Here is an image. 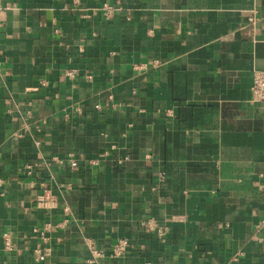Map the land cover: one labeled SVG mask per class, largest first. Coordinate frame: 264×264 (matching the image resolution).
<instances>
[{
  "label": "crops",
  "instance_id": "0c3cea01",
  "mask_svg": "<svg viewBox=\"0 0 264 264\" xmlns=\"http://www.w3.org/2000/svg\"><path fill=\"white\" fill-rule=\"evenodd\" d=\"M4 3L0 264H264V0Z\"/></svg>",
  "mask_w": 264,
  "mask_h": 264
},
{
  "label": "built area",
  "instance_id": "2783aa9c",
  "mask_svg": "<svg viewBox=\"0 0 264 264\" xmlns=\"http://www.w3.org/2000/svg\"><path fill=\"white\" fill-rule=\"evenodd\" d=\"M6 8V4L4 3V0H0V11ZM101 11L105 14V16H109L113 13L114 9L108 5L105 4ZM250 22H254L255 21V17H251L249 18ZM67 75L69 77H73L74 75V71H69L67 73ZM252 93H253V100L255 102H264V71H256L254 73V77H253V85H252ZM96 109H100V105L96 106ZM129 158L125 157L123 161H127ZM121 161V163L123 162ZM78 165V163L74 160H71V166L76 167ZM28 169H30V167H28ZM42 204V202H41ZM148 226L150 229L157 231L159 235L163 234V229L162 227L159 225V223L155 220V219H150L148 220ZM59 227L61 228H65L66 227V223L62 222L59 224ZM48 228V227H47ZM7 247H11V243L9 242V240L7 239ZM129 248V243L127 240L125 239H121L120 241H118V243L113 247L112 249V256L120 259L122 258L125 253L127 252ZM91 252L93 254L94 257H101L104 256L102 252L97 251L96 249H94L92 246L90 247ZM36 260H44L45 259V255H43L40 251H37V255H36Z\"/></svg>",
  "mask_w": 264,
  "mask_h": 264
}]
</instances>
